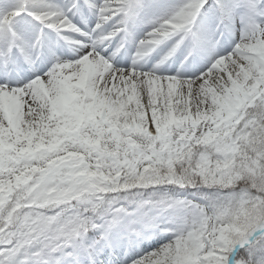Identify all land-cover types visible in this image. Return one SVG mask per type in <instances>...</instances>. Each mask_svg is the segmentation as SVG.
<instances>
[{
    "label": "snow or ice",
    "instance_id": "6c2138e0",
    "mask_svg": "<svg viewBox=\"0 0 264 264\" xmlns=\"http://www.w3.org/2000/svg\"><path fill=\"white\" fill-rule=\"evenodd\" d=\"M0 264H264V0H0Z\"/></svg>",
    "mask_w": 264,
    "mask_h": 264
}]
</instances>
